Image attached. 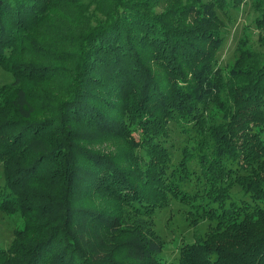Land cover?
Returning <instances> with one entry per match:
<instances>
[{
	"label": "trees",
	"instance_id": "trees-1",
	"mask_svg": "<svg viewBox=\"0 0 264 264\" xmlns=\"http://www.w3.org/2000/svg\"><path fill=\"white\" fill-rule=\"evenodd\" d=\"M243 2L0 0V211L22 221L0 264H264V53L244 30L216 59L217 11ZM171 122L194 134L169 171ZM170 197L212 224L161 262Z\"/></svg>",
	"mask_w": 264,
	"mask_h": 264
},
{
	"label": "rangeland",
	"instance_id": "rangeland-1",
	"mask_svg": "<svg viewBox=\"0 0 264 264\" xmlns=\"http://www.w3.org/2000/svg\"><path fill=\"white\" fill-rule=\"evenodd\" d=\"M254 3L255 0H244L238 8L229 9L225 13L217 11L223 21L220 29L223 41L216 53L219 67L228 66L233 63L235 49L244 30L248 32L253 48L264 53V47L258 40L259 32L255 28L254 19L259 14V11L255 8ZM11 79V73L0 66V85L9 82ZM220 119L221 117L217 118V120ZM186 127L188 129L182 127L181 124L172 122L169 124V136L165 141L170 154L169 171L182 159L184 147L190 144V142L192 143L191 136H193L194 131L189 125ZM130 136L137 140L140 133L138 130H133L130 132ZM187 165L191 174L190 177L180 184L181 188L190 194H195L198 191L201 192L203 185L200 184L192 173V171H199L197 157H191ZM2 181V165L0 163V184ZM230 194L233 199L243 198V193L238 185L231 187ZM198 201H195V204ZM193 204L170 197L168 204L161 208H156L152 219L155 230L163 244L162 250L159 253L161 262L175 261L178 258L180 246L185 242H193L197 237L203 236L209 225L212 224L208 219H199L196 224L190 223V218L192 220V216H195V212H197ZM21 222L19 216L0 211L1 247L7 248L10 246L14 239V231Z\"/></svg>",
	"mask_w": 264,
	"mask_h": 264
}]
</instances>
